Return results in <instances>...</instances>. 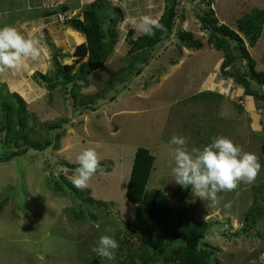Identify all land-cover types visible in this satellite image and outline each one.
Returning a JSON list of instances; mask_svg holds the SVG:
<instances>
[{"label":"rangeland","instance_id":"obj_1","mask_svg":"<svg viewBox=\"0 0 264 264\" xmlns=\"http://www.w3.org/2000/svg\"><path fill=\"white\" fill-rule=\"evenodd\" d=\"M93 1L0 0V27L34 36L41 50L37 61L0 77V119L10 123L6 136L0 131V155L14 153L0 161V264H86L98 256L92 248L105 234L119 247L113 260L98 256L99 264H161L158 256L178 239L154 222L146 229L131 224L134 204L125 199L124 187L133 152L142 146L156 158L144 192L156 187L170 196L177 185L173 135L185 137L190 151L225 136L258 156L261 170L253 183L217 193L215 205L194 196L191 187L186 199L190 220L206 222L195 248L208 253L209 264H264V121H258L260 130L250 125L256 115L264 120V102L253 95V103L245 101L243 85L218 74L222 52L207 46L209 31L197 19L211 9L217 24L236 30L234 20L252 7L264 10V0H177L171 34L151 45L141 64L129 51L143 34L133 21L159 18L163 0H102L96 12L103 39L112 31L115 39L101 66L87 72L86 56L72 54L82 34L54 13L63 5L80 16ZM180 31L201 41V49L183 46ZM260 36L250 47L256 70H264V24ZM233 45L226 69L239 75L246 67ZM180 56L191 57L182 63ZM112 73L113 82L96 96ZM248 88L264 95V87L251 81ZM8 105H23L24 126ZM45 141L42 149L24 143ZM88 148L101 157L102 171L80 190L72 180L77 157Z\"/></svg>","mask_w":264,"mask_h":264},{"label":"trees","instance_id":"obj_2","mask_svg":"<svg viewBox=\"0 0 264 264\" xmlns=\"http://www.w3.org/2000/svg\"><path fill=\"white\" fill-rule=\"evenodd\" d=\"M177 0H163V10L158 18L164 25V31L154 30L153 36L141 34L130 42L129 51H136L134 55L137 64L145 62V52L156 42H163L171 34L173 17L175 14V4ZM102 0H95L87 4L81 11V15H75L66 20L71 28L83 36V42L77 44L74 48L73 55L78 57L86 56L84 66L87 72L97 69L101 66L109 54L115 36L104 40L103 29L101 28V19L96 12L102 7ZM64 11V6L59 8ZM71 10V8H69ZM202 16H197L199 22L209 31L206 38V44L209 48L222 52V59L219 64V73L233 77L235 82L243 85L245 95H253L264 102V95L248 88V81L256 86L264 87V70L254 68L255 61L248 52V47H252L261 32L264 10L259 7H252L248 12L243 13L234 20L236 30L229 28L223 23L217 24L211 9ZM209 16V20L206 17ZM179 42L189 49H198L203 43L194 39L189 32L180 31L176 34ZM231 41H234L233 47L238 51L240 58L244 61L246 69L239 75H235L233 70H227L226 67L232 62ZM70 66V65H68ZM67 67V66H66ZM116 73H112L104 83V86L98 91L96 96L104 91L106 86L113 82ZM11 111L16 122L24 126L26 112L23 105L16 109L7 106ZM8 117L0 119V131H4V136L8 134L10 128ZM53 125V124H50ZM51 127V126H48ZM34 149H42L48 145L45 141L41 146L24 142ZM259 151L264 157V143L259 145ZM153 163V155L147 148L137 146L133 152L131 165L128 170V177L124 187V197L130 203L134 204L131 224L139 228H149L152 222L159 225L165 232H172L178 239L175 247L170 252H161L158 258L161 264H209L208 253L196 250L197 241L204 235L206 222H192L188 216L190 211V202L186 199L188 190L191 186L185 188L177 184L170 196L168 197L158 188H152L147 193L144 192L145 185L148 181L149 173ZM260 209L257 205L253 209ZM249 208L247 212H251ZM257 212L256 215H259ZM243 231L247 228L242 227ZM121 261L119 264H123ZM86 264H99L98 256L89 259ZM125 264V263H124Z\"/></svg>","mask_w":264,"mask_h":264},{"label":"clouds","instance_id":"obj_3","mask_svg":"<svg viewBox=\"0 0 264 264\" xmlns=\"http://www.w3.org/2000/svg\"><path fill=\"white\" fill-rule=\"evenodd\" d=\"M133 25L147 36H153L154 30H165L158 18L147 15L140 18L138 25L133 21ZM40 56L39 42L34 36L25 35L11 25L0 27V77L10 71H19L26 61H37ZM169 143L174 146L172 171L175 182L185 188L191 186L194 196L210 200L214 205L219 202L217 193L234 191L241 182L253 183L261 170L255 153L244 151L225 136H218L203 148L191 151L183 136L173 135ZM100 160L95 148L85 149L78 155V167L72 180L75 188L83 190L88 187L98 170L102 171ZM230 206L231 202L225 205L226 208ZM118 247L117 240L105 234L99 237L92 251L113 260Z\"/></svg>","mask_w":264,"mask_h":264},{"label":"crops","instance_id":"obj_4","mask_svg":"<svg viewBox=\"0 0 264 264\" xmlns=\"http://www.w3.org/2000/svg\"><path fill=\"white\" fill-rule=\"evenodd\" d=\"M263 24H264V20H263ZM262 27H263V25H262ZM261 31H262V29H261ZM260 35H261V32H260ZM260 35H259V37H258L257 40L260 39V37H261ZM81 39H83V36H81ZM256 42H257V41H256ZM254 45H255V44H254ZM254 45H253V46H254ZM200 49H201V47L198 48V49H195V50H200ZM247 49H249L248 51H249V54H250V47H248ZM213 50H214V49H213ZM215 51H216V50H215ZM187 57L190 58L191 56H186V57L180 56V58L178 57V59H181L180 61L183 63V62H184V59L187 60ZM251 57H252V56H251ZM203 58H204V56L202 57V59H203ZM202 59H201V60H202ZM254 61H255V60H254ZM178 62H179V61H178ZM213 63H214V62H213ZM219 64H220V60H219V62L217 63V65H218V66H217L218 74H219V69H218V68H219ZM259 87H261V86H259ZM262 87H263V86H262ZM242 96L245 97V101H249L250 103H253V102H252V98H251V96H249V95H245V94L242 95ZM260 105H261V104H260ZM261 108L264 109L263 105H261ZM261 108H260V109H261ZM250 113H251V112H250ZM257 116H258V115H256V116L254 117L255 119L252 118L253 120H251L250 125H251V128H253V129H255V130H260V124H259V122H260V121H264V120H262V119L257 120ZM258 121H259V122H258ZM171 150H172V149H171ZM152 155H153V161L156 160V158L154 157V154H152ZM170 156H172V154H169V157H170ZM129 157H130V156H129ZM172 162H173V161H172ZM127 163H128V165H129V160L127 161ZM152 164H153V163H152ZM151 170H152V167H151ZM148 178H149V177H148ZM147 183H148V181H147Z\"/></svg>","mask_w":264,"mask_h":264},{"label":"built area","instance_id":"obj_5","mask_svg":"<svg viewBox=\"0 0 264 264\" xmlns=\"http://www.w3.org/2000/svg\"><path fill=\"white\" fill-rule=\"evenodd\" d=\"M51 4H53L54 2L60 3L61 4V0H50ZM76 10H58L54 13V16L56 17V19H58L59 21H66L67 19H69L70 17H72L73 15H75Z\"/></svg>","mask_w":264,"mask_h":264},{"label":"water","instance_id":"obj_6","mask_svg":"<svg viewBox=\"0 0 264 264\" xmlns=\"http://www.w3.org/2000/svg\"><path fill=\"white\" fill-rule=\"evenodd\" d=\"M14 153L11 152H6L2 155H0V161H4L7 160L9 157H11Z\"/></svg>","mask_w":264,"mask_h":264}]
</instances>
